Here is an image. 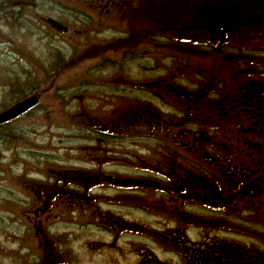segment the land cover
<instances>
[{
    "label": "flooded vegetation",
    "instance_id": "flooded-vegetation-1",
    "mask_svg": "<svg viewBox=\"0 0 264 264\" xmlns=\"http://www.w3.org/2000/svg\"><path fill=\"white\" fill-rule=\"evenodd\" d=\"M102 2L61 4L76 20L64 11L62 20H30L61 47L80 40L85 63L110 72L71 87L94 90L86 100L98 106L70 115L77 146L66 148L69 159L45 158L26 174L37 183L31 211L46 213L53 201L72 217L71 232L99 238L89 249L106 255L104 264H264V0H177L175 12L168 0L176 20H138L137 1ZM155 3L147 1V15ZM10 12L25 42L24 8ZM15 55L18 72L0 81V148L13 123L48 109L44 96L54 91L31 74L42 59L31 65ZM51 60L55 67L61 59ZM16 106L20 113L6 119ZM20 142L12 150L29 154ZM156 248L170 249V260Z\"/></svg>",
    "mask_w": 264,
    "mask_h": 264
},
{
    "label": "rangeland",
    "instance_id": "rangeland-1",
    "mask_svg": "<svg viewBox=\"0 0 264 264\" xmlns=\"http://www.w3.org/2000/svg\"><path fill=\"white\" fill-rule=\"evenodd\" d=\"M12 1L19 3H12L6 7V0H0V81L12 82L11 78L14 77H11V74L14 75V73L9 71L16 70V73L18 72V68H12V64L18 61L15 55L17 53L22 56L26 55L28 58L26 59L31 65H35L39 59L43 60L39 65V70L31 68V74L39 81L53 82L49 90L54 88V91L44 96L46 98L44 100L45 108L48 109H43L32 120L13 123L7 138L10 140V144L6 145V148H0V162H2L0 163V264H47L48 260H50L49 264H104L103 258L106 255L100 258L92 248L89 249L99 241V238L89 233L71 232L73 230L72 217L60 214L58 209L52 207L53 201L44 202L47 208L52 209L47 210L46 213L39 212L36 215L33 212L34 209L31 211L32 206L34 207L31 200L33 197L31 188L36 187L37 183L33 185L31 182H35V180L29 179L26 174L31 173L33 167L35 168L34 173H38L41 163H46L45 158L60 156L69 159L70 151L74 152L77 146L76 142L70 140L71 133L67 132L75 128L72 126L70 115L75 116L73 113H77L74 112L77 106L78 108L82 105L87 108L95 107L99 102L86 100L88 97L96 95L94 90L89 88L73 90L71 87L84 86V84L79 85L78 80H104L110 72L97 70V66L90 67L92 64L90 62L85 63L84 53H81L82 43L80 40H73L74 37H71L73 39L71 42L68 41V44H64V48L59 46L56 40L49 41L50 35L46 34L41 27L37 28L31 24L30 20H40L43 17L62 20L61 11L68 13L69 20H76L75 17H78L79 13H74V11L69 13L65 6L75 5L79 8L81 0ZM92 1L93 4H100L102 7L103 0ZM147 1L124 0V4L127 3L129 8L130 2H136L134 3L137 7L135 14L138 20H176L177 16H173L175 13L173 15L168 13L169 10L166 8L169 4L168 0H155L157 9L154 15H147ZM172 1L170 4L172 11L175 12L177 9L173 8L178 7L179 4L177 5V0ZM193 1L186 0V5L189 7ZM61 4L65 6H61ZM18 5L24 8L23 20H27V24L31 26L28 29L27 38L22 35V40L25 41L22 43L19 41V35L14 33L12 31L14 29L11 27L13 23H17L19 17L15 18L10 9ZM246 39L241 41L246 42ZM52 57L61 59L55 67L51 60ZM79 60L80 62L77 63ZM18 64L19 61L16 65L18 66ZM7 72L9 78L4 76ZM3 76L4 78H2ZM65 97L67 98L65 99ZM7 102H11V100L8 99ZM65 135L69 137L61 142ZM15 138L18 139L15 140ZM4 139L5 137L0 136V145L1 143L6 144ZM20 139L25 141L26 148L30 150L29 154H22L18 147L12 150L11 147L21 143ZM67 147L70 151H66ZM46 151H48V155H46ZM58 151L61 155L57 154ZM53 152L56 154H51ZM20 156L23 158L21 159ZM9 161H11L10 167ZM4 168L8 171L5 175L2 173ZM22 170L25 175L21 174ZM9 176L11 179L8 178ZM62 225L67 226L69 230H64L63 227H60ZM60 235H62L61 238ZM130 250H135L133 252L136 253L137 248H130ZM154 251L162 261L170 260L171 255L168 254L171 252L170 249L156 248Z\"/></svg>",
    "mask_w": 264,
    "mask_h": 264
},
{
    "label": "water",
    "instance_id": "water-1",
    "mask_svg": "<svg viewBox=\"0 0 264 264\" xmlns=\"http://www.w3.org/2000/svg\"><path fill=\"white\" fill-rule=\"evenodd\" d=\"M55 26H58L59 27V25H57V24H54ZM20 113V108H18L17 106L16 107H14V108H12V109H10L7 113H6V119H9V118H11V117H13V116H16V115H18ZM11 116V117H10Z\"/></svg>",
    "mask_w": 264,
    "mask_h": 264
}]
</instances>
